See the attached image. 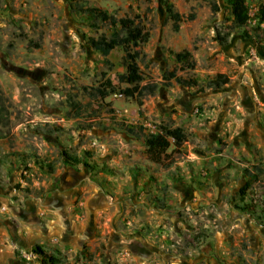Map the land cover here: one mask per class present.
I'll return each mask as SVG.
<instances>
[{
	"label": "rangeland",
	"instance_id": "374dc122",
	"mask_svg": "<svg viewBox=\"0 0 264 264\" xmlns=\"http://www.w3.org/2000/svg\"><path fill=\"white\" fill-rule=\"evenodd\" d=\"M169 2L176 25L158 0H0V264H42L34 247L52 264H264V0H243L244 25L227 0ZM85 7L148 32L129 47L140 96L121 93L125 48L87 45L117 27ZM158 124L185 141L155 163Z\"/></svg>",
	"mask_w": 264,
	"mask_h": 264
},
{
	"label": "trees",
	"instance_id": "16d2710c",
	"mask_svg": "<svg viewBox=\"0 0 264 264\" xmlns=\"http://www.w3.org/2000/svg\"><path fill=\"white\" fill-rule=\"evenodd\" d=\"M164 8L165 13L168 18L172 21L174 25L183 21V16L178 11H176L169 0H158ZM229 14L232 19L238 25H244L247 21V13L244 6L243 0H227ZM83 12L99 17L101 20L109 21V23L117 29H115L110 36L99 35L96 38H88L87 45L94 51L101 54H107L109 51L117 46H122L125 48V52L122 56V63L124 66V72L119 76L120 80L128 85L129 87L121 90V93L125 97H133L136 92L139 96L142 94L138 89V83L142 80L138 67L136 65V52L130 51L129 47L136 46L138 44L147 41L148 32L144 27L135 21L132 17H119L113 18L109 16L104 11L94 8L85 7ZM190 17V16H189ZM255 18L257 23H264V3L257 6L255 12ZM176 61L182 62L187 68H192V62L190 61V54L187 50H181L174 53ZM220 75H217L213 80L209 81V85L214 88L220 87L226 82L225 79H219ZM176 80L184 86H194L196 82L190 79H181L176 77ZM140 105V102H137ZM185 141V134L180 127H168L163 124H158L155 132H148L143 136V143L145 145V152L150 161L155 163H160L167 156L166 151L171 147V151H174L180 147V145ZM62 160L67 164H77L79 163L78 158L71 157L66 154H62ZM1 161V160H0ZM41 165V164H40ZM42 167L47 171H52V166L49 163H42ZM33 252L39 256L41 263L46 262L53 263L54 259L47 256L43 251L34 247Z\"/></svg>",
	"mask_w": 264,
	"mask_h": 264
}]
</instances>
